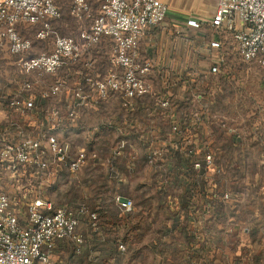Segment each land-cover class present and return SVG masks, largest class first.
I'll list each match as a JSON object with an SVG mask.
<instances>
[{
	"label": "crops",
	"instance_id": "obj_1",
	"mask_svg": "<svg viewBox=\"0 0 264 264\" xmlns=\"http://www.w3.org/2000/svg\"><path fill=\"white\" fill-rule=\"evenodd\" d=\"M160 1L168 7L165 20L146 30L134 50L135 61L150 66L145 75L149 92L130 100L110 92L97 105L82 106L74 114L70 111L73 88L82 85L88 91L86 77L102 78L111 71H118L111 60V40L104 38L83 49L76 62L50 75H57L56 81H64L65 87L59 95L43 98L41 93L56 81H29L31 89L24 91L22 84L28 81V75L37 74H25L19 65L21 57L42 54L33 52V43L43 40L37 39L36 33L32 38L26 35V28L40 29V24L18 23L16 31L20 37L29 39L32 46L21 56L10 55L4 47L7 70L3 86L0 83V92L7 100L18 96L32 99L33 108L24 112L13 111L5 101H0V143L9 142L13 129L11 124L16 123L35 135H54L69 145L71 153L84 150L88 157L93 153L98 155L97 161H88L76 173L51 166L48 174L40 178L36 193L56 205L70 203L55 201L56 193L61 192V186L68 181L64 182L65 177L70 178L73 184L82 185L85 196L82 199L87 201L88 198L91 208L104 199L114 201L115 195L133 202L130 214L117 212L114 217L119 223V237H127L123 244L130 254L123 258L118 256L120 253L111 241L100 240L98 235L94 237L86 228V219H80L77 230L86 241L81 254L74 257L81 258L84 264H185L187 260L192 264H253V251L248 253L247 248L251 244L255 249L263 247L264 242L258 239L259 245H256L251 239L250 228L246 227L247 220L234 215L243 213V209L259 215L256 207L264 204V187L257 191L254 185L257 180L235 176L229 179L233 190L227 191L222 174L213 169L195 172L184 151L179 149L171 128L173 119H182L186 115L189 126L197 131L194 143L201 147L206 141L214 153L215 163L222 165L218 159L228 148L222 143L219 131L228 134L229 138L231 134L222 130L221 121L210 114L209 83L231 71L228 61L238 56L236 44L227 32L210 25L218 0ZM55 3L61 11L57 0ZM91 7L93 14L98 12L92 0ZM61 17L50 19L49 23ZM192 18L200 19L199 27L187 25V20ZM75 20L86 26L70 37L82 43L79 33L89 28L90 20ZM212 42L218 46L212 47ZM220 58L224 62L218 73H210V67ZM198 92L204 94L202 101L195 100ZM164 101H167V107L161 106ZM199 112H203L206 118L201 119L197 115ZM110 135L115 140L107 143L106 137ZM121 138L127 143L126 151L134 154L135 158L124 155L116 159L113 165L120 174V180L115 181L109 176L111 164L108 159L113 146ZM148 151L161 153L154 165L146 161L145 153ZM97 171L110 185L102 195L93 191ZM30 178L29 174L23 178L24 182L18 184L8 180L9 192L15 188L21 197L28 196L31 193ZM237 185L240 190H237ZM225 191L229 193L228 199L222 198ZM82 199H73L71 203ZM244 226L249 228L248 234L246 231L239 233V228ZM253 230L254 234L261 232ZM61 243L57 242L55 250ZM103 248H113L117 258L110 250L104 253Z\"/></svg>",
	"mask_w": 264,
	"mask_h": 264
},
{
	"label": "built area",
	"instance_id": "obj_2",
	"mask_svg": "<svg viewBox=\"0 0 264 264\" xmlns=\"http://www.w3.org/2000/svg\"><path fill=\"white\" fill-rule=\"evenodd\" d=\"M98 12L93 14L91 0H69V13L77 20H90L88 29L79 33L78 43L70 36H54L53 48L48 53L19 59V65L25 74L54 75L61 68L76 62L83 49H88L104 38L112 42L111 60L118 71H111L102 78L86 77L89 86L85 90L78 85L71 90V114L86 105H97L110 92L116 93L124 100L145 95L149 87L145 75L150 66L148 63L135 61L134 50L140 36L148 29L157 27L168 13V7L160 0H92ZM61 11L55 0H0V45L10 55L21 56L30 51L32 43L22 38L16 31V25L40 24L35 37L44 40L53 32L50 19H59ZM200 19L187 20V25L197 28ZM210 25L227 32L236 44L237 54L245 63H256L261 71V84L264 87V0H218ZM212 47L218 43L212 42ZM224 62L219 59L210 67V73H218L219 66ZM23 90L29 91L31 83L25 81ZM65 87L62 80H57L51 87L41 93L43 98L59 95ZM203 92L195 94V100L202 101ZM0 101H5L9 109L24 112L33 108L32 99L18 96L7 100L0 92ZM167 101L161 103L167 107ZM206 118L203 112L197 114ZM189 126L186 115L182 119L172 121V132L191 162L195 172L213 169L222 173V168L215 163L214 153L206 141L197 146V131ZM12 137L9 142L0 143V168L9 175L11 183H21L30 174L40 182V178L48 174L51 166L76 173L88 161H97L96 153L87 156L84 150L71 153L65 142H60L54 135H35L22 125L11 124ZM220 128L231 136L236 132L220 122ZM127 143L119 139L113 146L108 159L111 164L109 176L119 181L120 174L113 163L120 156L135 155L127 152ZM146 161L154 165L161 157L157 151L145 153ZM57 169V168H55ZM60 169V170H61ZM223 199L229 198L228 192L222 193ZM114 203L122 215L133 210L130 199L115 195ZM100 206L91 208L87 201L80 200L73 204L56 205L39 193L23 205L11 200L7 192L0 187V264H54L53 253L57 242H69L73 246V254L80 255L84 239L78 232L81 218L86 219L92 231L98 229ZM118 252L126 251L119 242ZM185 264H192L187 260Z\"/></svg>",
	"mask_w": 264,
	"mask_h": 264
},
{
	"label": "rangeland",
	"instance_id": "obj_3",
	"mask_svg": "<svg viewBox=\"0 0 264 264\" xmlns=\"http://www.w3.org/2000/svg\"><path fill=\"white\" fill-rule=\"evenodd\" d=\"M61 6L62 17L60 20L50 21L52 34L43 41H35L33 43V52L45 53L49 52L53 47L54 36H74L78 33L81 27L86 26L76 21L69 13V2L68 0H57ZM39 30V27L26 28L27 37H33L34 34ZM6 52L4 47L0 45V83L3 86L5 80L4 73L5 69V56ZM228 61V60H227ZM228 63L231 65V71L228 70V74H223L217 77L215 80H211L209 83V97H210V114L214 118H217L226 127L233 128L236 132L235 136L228 137L225 132H220V139L222 138L223 144H226L228 148L224 154L218 159L224 167L222 174V180H225L227 191H232L229 179L231 177H243L248 176L256 181L255 189L259 191V188L264 187V87L261 84V71L256 63H245L239 56H234L233 60H229ZM227 63V64H228ZM226 67V63L224 65ZM222 65V67H224ZM105 67V63L103 64ZM62 74V73H60ZM57 76V75H56ZM55 76V77H56ZM50 75H28V81L34 82L35 80H41L45 83L55 82L56 78ZM1 88V87H0ZM34 92V89L32 90ZM218 130V129H217ZM107 143H111L115 140L112 135L106 137ZM229 145V146H228ZM96 172L94 183V193H103L105 188L110 187L106 181L102 180L100 174ZM220 174V173H219ZM65 185L61 186V192L56 193V202L71 203L73 199L84 198L82 185L73 184L66 177L63 178ZM9 175L0 168V186L3 188L8 195H11V200L19 202L22 207L31 199L39 189V180L30 178V191L28 196L21 197L18 190L15 188L9 192ZM21 182H24L21 181ZM63 182V183H64ZM6 186V188H4ZM29 189V188H28ZM241 188L237 185V190ZM225 190V189H223ZM226 191V192H227ZM95 195V194H93ZM76 197V198H74ZM73 198V199H72ZM84 200V199H82ZM86 201V200H84ZM89 199L87 198V202ZM73 202V201H72ZM245 203V200H244ZM257 208L259 215L254 214L252 210L243 209V213L234 215L235 217L240 216L247 220L246 228H239V233L242 234L244 231L251 235V239L256 245H259L258 239L264 242V204H260ZM239 218V217H238ZM225 223V221H223ZM256 227V228H255ZM245 229V230H244ZM253 229H258L261 232L253 233ZM261 235V237L259 236ZM110 250L109 248L101 249ZM253 251V252H252ZM247 252H252L253 264H264V246L256 247L252 246L247 248ZM105 253V252H104ZM81 258H75L73 254V246L69 242H62L55 250L53 257L54 264H84Z\"/></svg>",
	"mask_w": 264,
	"mask_h": 264
},
{
	"label": "trees",
	"instance_id": "obj_4",
	"mask_svg": "<svg viewBox=\"0 0 264 264\" xmlns=\"http://www.w3.org/2000/svg\"><path fill=\"white\" fill-rule=\"evenodd\" d=\"M219 166L222 168V173H223L224 172L223 165H219ZM96 205H97L96 207H99V206L101 207L100 211H99L100 214H99L98 223H97L98 229L95 231H92L90 229V227L87 225V223H86V228L94 234V237H96V235H98L100 237L99 238L100 240H109L114 244V247H116V248H117L119 242L125 244V241L127 239L126 235L123 236L122 238L119 237V235H118L117 226L119 223H117V220L114 219V217H115V214L117 212L120 213V210L115 205L114 201L110 202V200L104 199V200H102L101 203H96ZM110 213H111V215H110ZM128 214H130V213H128ZM128 214H126V215H128ZM108 219H110L111 221H108ZM83 239H84V237H83ZM85 241H86V238L84 239L83 248L85 247ZM110 251L112 252V255H116L115 258H117V253L114 251V249L111 248ZM128 254H130V253H128V250L126 249V251L122 255L118 254V256H120V258H123L124 256H126ZM116 261L118 262V260H116ZM125 264H129V263L126 262Z\"/></svg>",
	"mask_w": 264,
	"mask_h": 264
}]
</instances>
